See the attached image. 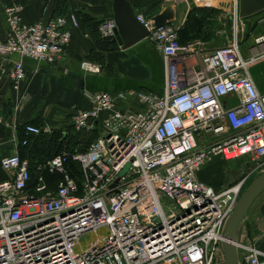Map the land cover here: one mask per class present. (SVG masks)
Listing matches in <instances>:
<instances>
[{
  "label": "built area",
  "instance_id": "1",
  "mask_svg": "<svg viewBox=\"0 0 264 264\" xmlns=\"http://www.w3.org/2000/svg\"><path fill=\"white\" fill-rule=\"evenodd\" d=\"M21 12L16 3L3 9L8 31L0 59L62 60L71 28L79 27L76 15L28 24ZM136 20L163 57L161 93L93 92L89 109L73 114L71 124L89 132L99 122L98 137L82 153L63 152L35 165L34 185L30 163L17 147L0 158L8 175L0 181V264L218 263L224 224L245 185L264 170V93L250 74L256 64L264 66V35L248 56L235 32L226 45L207 52L199 40L179 43L170 23L155 27L143 15ZM115 30L114 19L104 18L96 32L106 40ZM7 77L17 90L25 77L22 63ZM228 97L235 104L228 106ZM132 100L142 108H132ZM42 131L49 129L26 125L20 146ZM214 157L243 160L247 174L216 191L197 176ZM69 160L80 167V183L67 170ZM45 172L57 175L55 187ZM98 229L105 231L83 248L80 237ZM236 245L240 264H264V252Z\"/></svg>",
  "mask_w": 264,
  "mask_h": 264
},
{
  "label": "crops",
  "instance_id": "2",
  "mask_svg": "<svg viewBox=\"0 0 264 264\" xmlns=\"http://www.w3.org/2000/svg\"><path fill=\"white\" fill-rule=\"evenodd\" d=\"M128 1L135 15H143L146 19L163 12L171 13L169 23L176 29L183 26L193 4L192 0ZM193 1L194 6L217 11L211 18L208 17L210 24L215 27L209 30L213 39L203 42L204 51L220 47L216 42L226 32V18L231 14L234 18L238 0H208V6ZM12 3L22 6V19L28 24L46 22L59 14L70 12L84 13L97 21L113 18L112 0H0V40L6 38L8 31L3 9ZM239 21L242 34L238 41L242 43L245 56H248L254 40L264 35V11ZM236 26L234 22L235 33ZM94 31L87 24L71 28V39L66 46L65 56L55 64L38 63L16 54L8 59H0V158L10 154L15 147L20 154V142L24 138V128L28 125L26 123L38 122L40 124L35 126L48 128V133L56 131L65 134L72 127V115L89 109V97L93 92H107L111 95L126 90L161 93L164 86L163 57L149 40L144 39L124 50L116 43L115 47L101 50L96 46L98 34ZM17 62L22 63L25 77L15 90L7 74ZM81 64L93 65L99 71L93 74L84 71ZM260 65L263 64L253 66L250 72ZM255 84L263 94L264 79L259 78ZM224 101L228 106L235 104L233 97ZM130 105L134 109L142 108L133 100ZM120 106L124 108L126 105ZM220 161L222 164L226 162L221 157L207 161L197 175L201 182L210 184L216 191L234 182L232 175L217 183L211 182L207 166ZM7 178L8 175L0 169V181ZM241 224L243 240L264 252V192L255 200Z\"/></svg>",
  "mask_w": 264,
  "mask_h": 264
},
{
  "label": "trees",
  "instance_id": "3",
  "mask_svg": "<svg viewBox=\"0 0 264 264\" xmlns=\"http://www.w3.org/2000/svg\"><path fill=\"white\" fill-rule=\"evenodd\" d=\"M217 11L212 9H204L199 7L191 8L189 11L186 21L183 26L177 28V35L179 43L185 44L194 40L201 42L210 41L213 37L210 34V29L205 28L210 22L208 17L211 18L212 14H216ZM79 21V25L87 24L91 26L96 32L98 24L95 18H90L84 13H74ZM60 15V14H59ZM209 22V23H208ZM96 34H98L96 32ZM96 46L101 50H108L111 47H115V42L112 39H103L97 36ZM28 125H37L38 122H29ZM41 128H43L40 125ZM101 131L100 123L96 124L95 129L86 131H75L73 127L69 128L65 134L61 132H45L42 131L40 134L32 137L25 147H20V158L26 159L30 163L32 171L30 183L34 185L36 182L37 175H35V168L37 164L45 163L46 161L54 158L63 152L74 153L75 151L84 152L88 149L93 141L98 137ZM67 170L69 173L80 183V167L79 165L69 160L67 163ZM46 180L50 186L55 187V181L57 180L56 174H50L45 172Z\"/></svg>",
  "mask_w": 264,
  "mask_h": 264
},
{
  "label": "water",
  "instance_id": "4",
  "mask_svg": "<svg viewBox=\"0 0 264 264\" xmlns=\"http://www.w3.org/2000/svg\"><path fill=\"white\" fill-rule=\"evenodd\" d=\"M113 19L116 23L115 37L112 39L120 48L127 49L144 40L148 32L137 20L128 0H112ZM264 11V0H238L235 19H244ZM172 14L160 13L150 20L155 27L169 23ZM236 24V23H235ZM118 180L111 185L115 187ZM264 192V172L257 175L240 195L234 210L226 220L222 230L221 250L222 264H239L237 252L238 235L244 218L255 200Z\"/></svg>",
  "mask_w": 264,
  "mask_h": 264
},
{
  "label": "rangeland",
  "instance_id": "5",
  "mask_svg": "<svg viewBox=\"0 0 264 264\" xmlns=\"http://www.w3.org/2000/svg\"><path fill=\"white\" fill-rule=\"evenodd\" d=\"M164 2H166V0H164ZM192 2L195 5V2L193 0H192ZM193 4L191 6L192 8L197 7V6H194ZM239 20L240 19L238 18L237 24H236L237 25L236 26L237 27L236 36H237L238 40L241 38V34H242L241 33V25H240ZM225 21H226L225 22L226 23V32L223 34V36H221V40L216 42L217 45H219V46L226 45L233 38V35H234V27H233L234 26V18H233V15L231 14V16H228ZM212 27H215V26L211 25L209 23L205 28L211 29ZM223 38H224V40H222ZM240 45L242 46V43H240ZM250 74L255 79V81L258 80L259 78L264 79V66L260 65L259 67L254 68V71L250 72ZM262 89H264V86L262 87ZM211 159H210V161H211ZM262 172H264V170ZM262 172H260V173H262ZM246 174H247V168H245L243 160H235V161H228V162L226 161L223 164H222V161H220V162H217L214 164H209V167L207 166V175H208L209 179L211 180V182H213V183H217V181H220L221 179H223V180L227 179L231 175H232V178L234 181L232 183H235V182H238V180L241 179L242 177H244ZM259 174H257V175H259ZM257 175H254L252 177V179H250L248 181V183L243 188V191L246 189V187L250 184V182ZM104 231H105L104 229H101V230L98 229V231L95 233L90 232V233L84 234L83 236L80 237L81 246L83 248H85L87 245L94 242L100 235H102L104 233ZM242 237L243 236H242V229H241L240 237L238 238V242L249 244V243L245 242ZM77 250H79V247L77 248ZM222 263H223V254L220 251L218 254V263L217 264H222Z\"/></svg>",
  "mask_w": 264,
  "mask_h": 264
}]
</instances>
